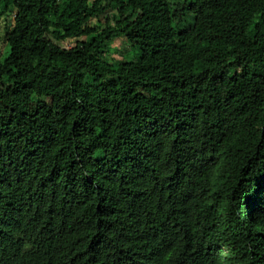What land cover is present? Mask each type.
Instances as JSON below:
<instances>
[{
	"label": "trees",
	"instance_id": "trees-1",
	"mask_svg": "<svg viewBox=\"0 0 264 264\" xmlns=\"http://www.w3.org/2000/svg\"><path fill=\"white\" fill-rule=\"evenodd\" d=\"M0 6V264H264V0Z\"/></svg>",
	"mask_w": 264,
	"mask_h": 264
},
{
	"label": "rangeland",
	"instance_id": "rangeland-1",
	"mask_svg": "<svg viewBox=\"0 0 264 264\" xmlns=\"http://www.w3.org/2000/svg\"><path fill=\"white\" fill-rule=\"evenodd\" d=\"M53 2H55L56 4H60L63 2V0H53ZM2 10L1 6H0V11ZM109 11H106V13H108ZM7 14H10V12H8ZM105 15V14H104ZM103 15V17H104ZM92 23L96 22L97 19L96 17L91 19ZM5 24V19L3 16H0V28ZM60 45L67 47V48H71L74 46V42L73 40H64V41H60L59 42ZM114 46L113 50H112V54L111 56L114 58H122L123 56L127 55L130 58L133 57L135 55V51L132 47H129L126 44V41H124V39L122 37L117 38L113 44ZM0 50H1V54L3 53V56L7 53L8 47H6V45L0 40Z\"/></svg>",
	"mask_w": 264,
	"mask_h": 264
}]
</instances>
